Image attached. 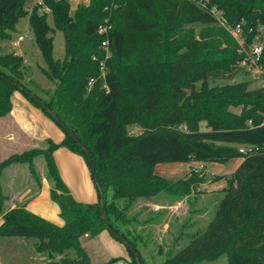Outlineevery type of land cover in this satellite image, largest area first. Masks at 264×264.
Segmentation results:
<instances>
[{"label":"trees","instance_id":"16d2710c","mask_svg":"<svg viewBox=\"0 0 264 264\" xmlns=\"http://www.w3.org/2000/svg\"><path fill=\"white\" fill-rule=\"evenodd\" d=\"M20 1L0 0V30L14 21ZM203 2L86 0L79 1L80 7L69 15L66 0H45L62 25L60 31L68 56L65 67H53L47 54L48 39L34 15L31 33L46 64L43 73L53 83V89L42 99L20 83L21 77L16 73L20 63L10 61L15 56L0 57V63L17 74L12 76L0 69V118L9 113L11 93L17 90L54 122L30 97L1 78L6 77L41 101L87 150L102 193L107 226L100 216L96 187V202H79L59 178L51 157L56 147L64 146L81 155L87 166L88 162L82 149L54 122L63 132V139L58 143L44 139L47 146L38 154L44 160L49 198L57 206L63 225L58 227L28 212L22 203L1 212L0 236L34 239L35 248L49 256L45 264H89L78 239L106 230L128 243L127 264H136L131 249L140 264H147L141 251L152 243L156 252H161L160 238L164 235L156 238L148 234L147 226L159 218L162 227L168 220L161 212L154 217L146 203L159 193L188 195L196 182L193 179L198 177L190 169L183 177L169 180L156 175L153 165L220 163L237 157L240 162L225 179L211 218L203 228L183 234L186 241L180 247L164 250L159 264H186L220 251H225L228 264H264V89H246L243 83L222 87L212 96L236 93L246 98L250 106L228 116L222 105L229 98L223 96L217 106L211 107L216 99H207L211 93H203L193 83L204 76L231 79L234 72L242 70L240 47L217 23L209 6L222 11L226 26L239 24L246 47L251 34L257 33L258 27L264 29V0H208L206 5ZM104 20L110 25V56L106 58L100 48L103 36L96 31ZM194 23L203 26L197 34ZM260 62L264 64V36ZM159 73L165 80L157 76ZM130 123H142L143 130L126 132L125 125ZM242 144L257 145L258 149L242 154L238 152ZM8 161L0 162V170ZM137 204H142L137 211L147 213V217L140 218L134 211ZM120 259L109 257L101 264Z\"/></svg>","mask_w":264,"mask_h":264},{"label":"rangeland","instance_id":"374dc122","mask_svg":"<svg viewBox=\"0 0 264 264\" xmlns=\"http://www.w3.org/2000/svg\"><path fill=\"white\" fill-rule=\"evenodd\" d=\"M37 3L38 0H21L18 8L15 10L16 14H14V21L11 22L9 27L0 30V57H3L4 55L15 56V60L10 59V61L11 63L16 61L20 63L16 68V73L21 77L20 83L35 92V94L42 99H46L53 89V83L49 81L43 73L46 64L42 57V52L34 41V37L31 33L30 21L31 19L33 20L34 15L36 22H40V28L48 39L47 54L53 62V67H55L56 70H62L65 67V60L68 56L65 52V46L60 31L62 25L56 11L53 7L50 8L45 3V0H42L41 4ZM77 4L78 2L75 4H69V15H73L75 9L80 7V5L78 4L77 6ZM192 27L194 29V34H197L203 26L194 23L192 24ZM18 35L24 37L16 44H13ZM263 36L264 29L258 27L257 33L251 34L250 40L244 48H252L257 44L262 45ZM102 52L104 58L110 56L109 50H102ZM0 69L12 76L17 75L10 70L8 66L4 67L1 63ZM157 76H163L165 80L162 73H159ZM259 82V73L248 64L243 65L241 71L234 72L231 79L204 76L193 81L195 88L200 89L203 93L206 91L211 93L207 96V99H216V102H211V107L217 106L223 96L227 97V99L229 98V101L222 105L223 110L226 112L225 114L228 116L233 113L238 114L248 110V107L250 106L247 104V99L236 93L225 95L221 94V92L217 97L212 95L220 92L222 87L230 83H243L246 86V89H254L258 87ZM182 92L186 94V92ZM160 111V109L157 110V112ZM143 118L144 117H142V119ZM141 124L142 123L138 125L135 123L127 124L125 125V131L128 133L141 131L143 130ZM77 132L80 135V138L86 142L81 132ZM46 146L47 143L44 142V140L38 141L28 138L20 128L15 125V122L13 123L9 113L0 118V162L2 160H9L0 170V213L10 206V201H12L14 205L18 203L17 200L13 199L16 195H18L17 199L23 197L29 198L34 196L36 191H38L40 183L44 178V160L38 152ZM11 157L14 158L13 161H11ZM232 159L239 158L235 157ZM230 161L231 160L220 163H209L225 166V169L221 171L226 173L233 168ZM193 169H195V171L192 173H197L198 177L193 179L196 182L190 194L170 195L167 193H159V197L156 195L159 200L158 202H171L186 199V204L178 206L173 212V215L168 218L167 230L164 232L161 230V219L159 218L156 219L154 225L147 226V233L156 238L160 237L161 234H164L161 236L162 238H160V245L162 246L161 252H156L157 250L152 243H149L146 249L141 251V255L145 258L147 264H159L164 259V250H168L169 246H172L171 248H176L177 246L180 247L186 241L183 234L188 235L199 228H203L212 216L216 201L221 196L220 189L225 185V175L213 174L212 179L214 178L217 181L220 178V180L223 178V180L220 181L221 183L217 182L211 187L205 183V178H202L203 174H201V169L198 167H194ZM208 171L209 170H207V172ZM212 182L214 181H211V183ZM220 184L222 187L219 188ZM210 188H217L218 190H212ZM141 205L137 204L134 207V211L138 212L140 218L147 217V213H142L141 211L142 215L144 214V216H142L141 213L137 211ZM156 213L157 212L152 210L154 217ZM180 234H182V236ZM178 235H180V237H177ZM157 240H159V238ZM115 241L121 245L123 251L126 253L125 246L117 240ZM186 264H228V262L225 251H220L215 255L199 256Z\"/></svg>","mask_w":264,"mask_h":264},{"label":"crops","instance_id":"0c3cea01","mask_svg":"<svg viewBox=\"0 0 264 264\" xmlns=\"http://www.w3.org/2000/svg\"><path fill=\"white\" fill-rule=\"evenodd\" d=\"M11 108L9 115L13 123L31 139L38 141L50 139L54 143H58L63 139L61 129L50 120L40 109L33 106L29 101L17 90L13 91L10 96ZM51 157L57 169L59 178L69 191L71 197L79 202L94 203L97 201V193L93 180L90 175L89 168L84 158L70 151L64 146H58L51 152ZM231 160L232 170L223 172V165H215V163H203L200 161L189 162H166L156 163L153 165V172L163 178L176 180L186 175L190 169L198 167L201 169V174L205 178V183L213 187V184L223 180H213V174H224L225 178L234 170L240 162L239 159ZM228 160V161H229ZM207 170H209L207 172ZM179 175V176H178ZM224 178V179H225ZM211 181H214L211 183ZM222 187L220 184L219 188ZM218 190L217 188H210ZM208 190V189H207ZM158 196V194H157ZM16 195L13 199L17 200V204H24L25 209L50 223L60 227L63 225V220L59 216L58 208L49 198V184L45 178L40 183L38 191L34 196L29 198L17 199ZM159 197V196H158ZM158 197H153L147 202V206L154 212H161L169 217L178 206L186 204V199L175 200L171 202H158ZM6 209L13 206L12 201ZM186 216V215H185ZM1 222V213H0ZM166 230L167 224L161 227ZM79 244L89 258V264H101L109 257H121L122 259L113 262L112 264H127V251H123L121 245L117 243L109 232L101 230L96 235L89 237L86 234L79 237ZM69 254L74 256L73 251ZM59 255L55 256L58 258ZM49 260V256L44 250L35 248V240L32 238L0 236V264H45Z\"/></svg>","mask_w":264,"mask_h":264},{"label":"built area","instance_id":"2783aa9c","mask_svg":"<svg viewBox=\"0 0 264 264\" xmlns=\"http://www.w3.org/2000/svg\"><path fill=\"white\" fill-rule=\"evenodd\" d=\"M69 4H75L79 2L80 0H66ZM203 5H206L208 0H203ZM42 0H38L37 4H41ZM208 10L210 13L214 16L217 23L221 26H223L226 31L231 35V37L234 39V41L237 43V45L240 47V51L243 53V58L239 61L240 67L243 68V65L248 64L250 67H252L254 70H256L257 73H259V85L258 87H262L264 89V64L260 62V56H261V47L262 45L257 44L254 45L252 48L245 49L243 47V39L241 37V28L239 24H235L234 26H226L223 20V13L220 9H217L214 5H210ZM110 28V25L107 23L106 20L101 22L97 25V33L101 36H103L102 41L100 42V48L103 50H108V41H107V31ZM24 36L18 35L16 37V40L13 42V44H16L18 41H20ZM92 79L89 80V83ZM247 124H250V120H247ZM258 149L257 145L247 144V145H239L238 146V152L242 154H248L255 152ZM195 171V169H192Z\"/></svg>","mask_w":264,"mask_h":264},{"label":"water","instance_id":"95a60500","mask_svg":"<svg viewBox=\"0 0 264 264\" xmlns=\"http://www.w3.org/2000/svg\"><path fill=\"white\" fill-rule=\"evenodd\" d=\"M80 1H84V0H80ZM1 78L4 81H7V82H9L12 85H15L19 90H21L24 94H26L34 102H36L45 112H47L50 115V117L54 120V122L59 127H61L65 133H67L69 135V137L76 143V145L79 148L82 149V151L84 152V154L86 155V158H87L89 170H90V173H91V178H92L93 183H94V185L96 187V190H97V192L99 194L100 216L102 218V221H103L104 225L107 226L106 220H105V217H104V213H103V209H102V207H103L102 193H101L100 189L97 186V180H96V176L94 174V167H93L91 158H90L87 150L81 145V143L76 139V137L63 125V123L41 101H39L33 94H31L28 90H26L23 86L17 84L16 82H13V81L7 79L6 77H1ZM112 235L118 242L122 243L126 247H129L128 243L123 238H121L119 235L115 234L114 232H112ZM131 252H132L133 257H134V259L136 261V264H140L139 261H138L137 253L133 249H131Z\"/></svg>","mask_w":264,"mask_h":264}]
</instances>
